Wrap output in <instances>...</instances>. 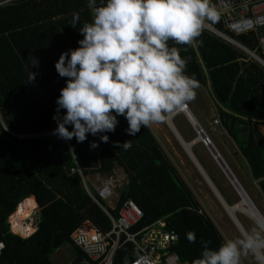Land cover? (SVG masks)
Wrapping results in <instances>:
<instances>
[{"label": "trees", "instance_id": "trees-1", "mask_svg": "<svg viewBox=\"0 0 264 264\" xmlns=\"http://www.w3.org/2000/svg\"><path fill=\"white\" fill-rule=\"evenodd\" d=\"M74 13L79 14L76 28L71 25ZM91 19L88 0L0 3V241L4 243L0 264H55L51 254L66 243L73 247L74 264H79L84 255L73 245L72 232L85 219L102 231L110 230L111 219L101 206L116 217L127 199L143 212L132 230L162 220L179 236L169 251L181 262L197 264L201 240L215 249L224 238L209 217L198 212L199 203L149 127L130 135L125 131L127 120L118 116L107 142L100 141L99 134H86L79 143L75 137L53 135L56 98L67 79L57 73L55 62L61 52L78 47L82 38L78 28ZM213 24L227 32L218 20ZM228 34L264 61L258 46L264 26ZM197 40L195 46L168 43L178 49L186 73L207 85L222 128L264 195V67L204 30ZM29 71L35 73L31 81ZM64 111L60 110L61 117ZM126 140H131V147H119ZM92 141L96 148L90 147ZM116 169L127 181L110 208L86 176L109 177ZM31 195L40 208L38 221L32 234L21 237L10 231L8 217ZM189 232L195 233L194 243L187 239ZM138 255L126 243L112 264H130Z\"/></svg>", "mask_w": 264, "mask_h": 264}, {"label": "clouds", "instance_id": "clouds-1", "mask_svg": "<svg viewBox=\"0 0 264 264\" xmlns=\"http://www.w3.org/2000/svg\"><path fill=\"white\" fill-rule=\"evenodd\" d=\"M88 6L92 19L78 28L82 34L78 47L61 52L55 62L57 73L67 78L56 98L55 135L75 137L79 143L86 134H99L100 141L107 142L118 116L128 122L125 131L135 135L142 126L165 121L167 114L195 99L199 84L168 42L198 44L205 21L219 18L211 0H100L99 4L88 0ZM78 20L74 13L71 25L76 28ZM29 73L31 81L35 73ZM97 146L96 141L90 144ZM119 147L130 148L131 140ZM187 239L194 243L195 233L189 232ZM201 243L197 264H241V256L248 253L257 264H264V217L215 249Z\"/></svg>", "mask_w": 264, "mask_h": 264}, {"label": "rangeland", "instance_id": "rangeland-1", "mask_svg": "<svg viewBox=\"0 0 264 264\" xmlns=\"http://www.w3.org/2000/svg\"><path fill=\"white\" fill-rule=\"evenodd\" d=\"M8 1L10 0H3L0 3ZM212 102L213 99L207 88H197L195 99L187 103L189 108L188 112H176L172 117V124L180 135L182 133V138L188 143L194 138L199 137L194 128L195 118L193 121L189 119V114L197 117L196 114L198 112L203 123L200 127H203L202 130L206 137L209 138L211 144L221 155L240 186L251 199L252 204L259 211L260 215L264 217V195L257 185V180L252 179L247 163L239 153L236 145L230 140L219 124H214L213 121L216 117V109L213 105L214 102ZM171 113L167 114V117ZM167 117L163 122L151 124L149 126L150 130L159 142L166 157L175 166L179 175L192 192L195 200L199 203L201 211L213 222L224 240L238 238L242 234L240 229L235 225L232 217L226 212L221 204V199L217 197L216 192L208 184L197 165L194 164L179 143L178 138L167 123ZM179 128L181 132L179 131ZM195 151L197 154H195ZM191 152L194 158L200 163L209 179L213 182L225 202L230 206H234L238 203L240 201V196L235 188L236 184L231 182V180L225 175L217 160L214 159L208 146L203 143V140H198L197 142L195 140V143L191 147ZM95 175L96 174H90L86 176V180L89 182L88 184L98 186L103 179L109 178L112 182V194H109L110 196L106 198V204L109 206H115L116 200L127 181L124 174L121 170L116 169L107 178L106 176ZM39 210L40 208L36 207L33 213L38 212V216ZM33 213L31 216H33ZM235 216L242 225L244 231L251 230L254 220L247 213L237 210L235 211ZM58 249L60 254H64V258L67 260H73L70 264L74 262L75 254L72 245L66 243ZM241 264H257V261L254 255L248 253L241 256Z\"/></svg>", "mask_w": 264, "mask_h": 264}, {"label": "built area", "instance_id": "built-area-1", "mask_svg": "<svg viewBox=\"0 0 264 264\" xmlns=\"http://www.w3.org/2000/svg\"><path fill=\"white\" fill-rule=\"evenodd\" d=\"M211 4L219 13L217 20L227 32L216 27L213 21H205L203 30L218 37L264 67V61L258 54L228 34V32L240 34L263 27L264 0H211ZM258 46L260 50L264 51V34L258 37ZM213 122L220 125L218 117ZM203 143L206 145L211 142L206 137ZM94 186L96 194L102 201H106V198L110 196L109 194H112V182L109 178L103 179L98 186ZM91 196L96 199L94 195L91 194ZM109 207L114 208V206ZM101 208L111 219L110 230L102 231L90 219H85L71 234L73 245L84 255V258L78 261L79 264H91V262L94 264H112L116 251L126 243H131L133 251L139 254L130 264H189L181 262L174 252L169 251V248L178 241L179 236L175 230L166 229L162 220L138 230H132L143 218V212L131 199L122 202L116 217H112L106 207L101 206ZM198 212L202 213L201 210ZM37 213H33V216L24 219L25 223L33 226V231L30 234L36 229ZM8 223L10 231L17 234L13 230V224L9 217ZM30 234L26 236L17 235L27 237ZM3 247L4 243L0 241V253Z\"/></svg>", "mask_w": 264, "mask_h": 264}, {"label": "bare ground", "instance_id": "bare-ground-1", "mask_svg": "<svg viewBox=\"0 0 264 264\" xmlns=\"http://www.w3.org/2000/svg\"><path fill=\"white\" fill-rule=\"evenodd\" d=\"M262 64V63H261ZM178 111H186L188 112V107L186 108L185 106L183 108L178 109L173 111L168 117H167V123L169 124L170 128L172 129V131L174 132L175 136L178 138L179 143L182 145V147L184 148V150L186 151V153L189 155V157L192 159V161L194 162V164H196L195 159L192 157L191 155V147L192 145L195 143V141L189 146L187 142L184 141V139L182 138V136L179 134V132H177L176 128L174 127V125L172 124V117L173 115L178 112ZM190 116V114H189ZM191 117V116H190ZM189 117V119H190ZM191 121L194 120V118L190 119ZM195 125V122H194ZM200 136V135H199ZM196 140V138H195ZM198 140H196L197 142ZM190 142V141H189ZM215 159V158H214ZM216 160V159H215ZM197 165V164H196ZM198 167V166H197ZM199 169V168H198ZM200 170V169H199ZM201 171V170H200ZM202 173V171H201ZM203 174V173H202ZM204 176V174H203ZM204 178L206 179V181L208 182V184L212 187V184L210 183V181L206 178V176H204ZM236 190L239 193L240 196V201L238 203H236L234 206H230L227 203H224V201L221 200V204L224 207V209L226 210V212L232 217L233 222L235 223V225L240 229L241 233H244V231L242 230V228L240 227V224L238 223V219L235 216V211H243L245 213H247L253 220L260 218V216L258 215L257 212H255L254 209V205L252 204V202H250L245 195L242 192V189L235 185ZM217 195V194H216ZM217 197H219L217 195ZM220 198V197H219ZM218 198V199H219ZM220 200V199H219ZM37 203L35 201V198L33 195L26 197L25 199H23L17 206L16 209L13 213H11V215L9 216V220L11 221V223L13 224V230L14 232H16L17 234H20L21 236H26L27 234H30L33 231V226H31L29 223H25L24 219H27L29 216H31V214L33 213L34 209L37 207ZM260 214V213H259Z\"/></svg>", "mask_w": 264, "mask_h": 264}, {"label": "water", "instance_id": "water-1", "mask_svg": "<svg viewBox=\"0 0 264 264\" xmlns=\"http://www.w3.org/2000/svg\"><path fill=\"white\" fill-rule=\"evenodd\" d=\"M186 107V106H185ZM191 113V112H190ZM192 114V113H191ZM191 116V117H190ZM190 119L191 118H194V116L190 115ZM189 121V120H188ZM190 122V121H189ZM191 123V122H190ZM194 128L196 129L197 133H198V136L196 138V140H205L206 139V135L205 133L203 132L202 128L200 127V125L198 124V122L195 120V125H194ZM195 141V138L188 142V145L190 146L193 142ZM208 146V148L210 149L211 153L213 154L214 158L217 160L218 164L220 165L222 171L225 173V175L231 180V182L235 183L237 186H239L241 189H242V192L243 194L245 195V197L251 202V199L249 198V196L246 194V192L243 190V188L240 186L239 182L237 181V179L235 178V176L233 175V173L231 172V170L229 169V167L227 166V164L224 162V160L222 159V157L220 156V154L217 152V150L215 149V147L209 143V144H206ZM192 157L194 158L192 152H190ZM195 161H196V164L198 166V168L202 171V173L204 174V176H206V178L210 181V183L212 184L213 186V189L214 191L216 192V194L220 197V199L222 201L225 202V200L222 198V196L220 195L219 191L217 190V188L215 187V185L213 184V182L209 179V177L207 176V174L205 173L204 169L202 168V166L200 165V163L196 160V158H194ZM254 209H255V212L258 213V215L260 217H262L260 214H259V211L256 209V207L254 206ZM238 223L240 224V222L238 221ZM240 227L242 228V230L244 231L242 225L240 224ZM245 232V231H244Z\"/></svg>", "mask_w": 264, "mask_h": 264}, {"label": "crops", "instance_id": "crops-1", "mask_svg": "<svg viewBox=\"0 0 264 264\" xmlns=\"http://www.w3.org/2000/svg\"><path fill=\"white\" fill-rule=\"evenodd\" d=\"M198 84H199V87L198 88H208L207 87V85H203V84H201V83H199L198 82ZM213 103V102H212ZM213 105H214V107H215V103H213ZM188 107V106H187ZM189 109V108H188ZM215 109H216V107H215ZM190 111V110H189ZM196 116L197 117H194L195 118V120L198 122V124L200 125V126H202L203 125V123H202V120H201V118H200V116H199V114H198V112H197V114H196ZM216 117H217V111H216ZM215 117V118H216ZM220 126H221V123H220ZM222 127V126H221ZM203 128V127H202ZM225 133H226V131H225ZM227 134V133H226ZM218 152V151H217ZM221 156V155H220ZM223 159V158H222ZM225 162V161H224ZM35 198V197H34ZM38 205V204H37ZM38 207V206H37ZM51 260H52V262L53 263H55V264H70V262L71 261H73V260H70V259H66V258H64V254L63 253H59V249H57V250H55L52 254H51ZM64 259H66V260H64Z\"/></svg>", "mask_w": 264, "mask_h": 264}]
</instances>
